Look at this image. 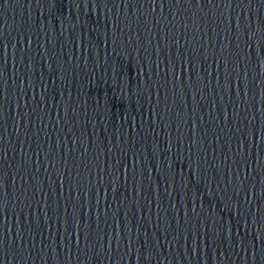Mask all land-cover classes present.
<instances>
[{
  "label": "water",
  "instance_id": "95a60500",
  "mask_svg": "<svg viewBox=\"0 0 264 264\" xmlns=\"http://www.w3.org/2000/svg\"><path fill=\"white\" fill-rule=\"evenodd\" d=\"M236 129L264 244V0H189Z\"/></svg>",
  "mask_w": 264,
  "mask_h": 264
}]
</instances>
